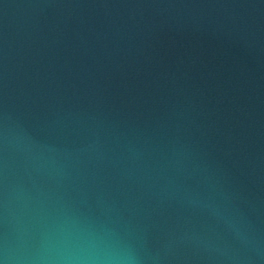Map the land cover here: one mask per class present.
<instances>
[{
	"label": "water",
	"instance_id": "water-1",
	"mask_svg": "<svg viewBox=\"0 0 264 264\" xmlns=\"http://www.w3.org/2000/svg\"><path fill=\"white\" fill-rule=\"evenodd\" d=\"M0 264H264V0H0Z\"/></svg>",
	"mask_w": 264,
	"mask_h": 264
}]
</instances>
